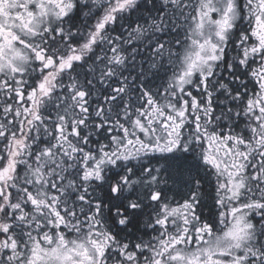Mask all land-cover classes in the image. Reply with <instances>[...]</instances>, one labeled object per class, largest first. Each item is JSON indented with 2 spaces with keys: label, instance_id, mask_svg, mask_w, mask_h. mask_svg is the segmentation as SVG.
Returning a JSON list of instances; mask_svg holds the SVG:
<instances>
[{
  "label": "snow or ice",
  "instance_id": "obj_1",
  "mask_svg": "<svg viewBox=\"0 0 264 264\" xmlns=\"http://www.w3.org/2000/svg\"><path fill=\"white\" fill-rule=\"evenodd\" d=\"M0 264H264V0H0Z\"/></svg>",
  "mask_w": 264,
  "mask_h": 264
}]
</instances>
